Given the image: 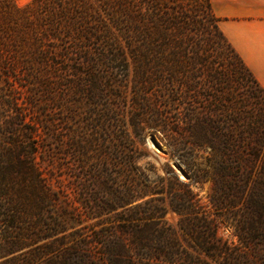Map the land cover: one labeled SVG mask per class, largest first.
<instances>
[{
  "label": "trees",
  "instance_id": "obj_1",
  "mask_svg": "<svg viewBox=\"0 0 264 264\" xmlns=\"http://www.w3.org/2000/svg\"><path fill=\"white\" fill-rule=\"evenodd\" d=\"M219 21L209 0H33L22 8L14 0L0 1V61L3 54L11 55L7 60L24 69L30 89L28 100L19 102L0 88V264H189L191 256L185 260L181 252L182 238L221 264L233 263L217 237V225L210 216L199 215L196 195L175 176L179 189L156 190L110 171L112 161L119 160L122 169L135 174L136 161L127 157L124 136H108L113 128L104 115L83 108L98 138L82 139L68 130V146L83 159V168L88 156L103 160L93 181L96 211L121 209L125 217L113 222L114 232L107 234L103 227L94 229L98 223L93 225L101 261L88 254L83 239L72 242L65 172L57 174L63 171L57 165L58 140L49 133L53 123L39 111L51 99L39 101V96L52 94V82L61 84V76L68 73L85 77V90L75 95L88 96V107L98 108L101 99L118 98L106 91L119 86L110 79L127 56L139 93L148 95L139 99L145 108L134 106L142 111L138 121L159 134L172 122L176 129H170L184 147L208 153L213 203L235 209L241 235L264 246V88L234 51ZM198 70L201 74H189ZM183 78L181 86L190 93L191 104L197 100L199 105L186 116L177 110L183 103L177 97ZM237 88L247 95L238 97ZM230 93L235 98H228ZM69 95L61 101L76 107L66 99ZM181 145L176 142L173 153ZM164 194L169 209L180 217L175 229L164 219L163 203L151 205L155 198L139 202Z\"/></svg>",
  "mask_w": 264,
  "mask_h": 264
},
{
  "label": "rangeland",
  "instance_id": "obj_2",
  "mask_svg": "<svg viewBox=\"0 0 264 264\" xmlns=\"http://www.w3.org/2000/svg\"><path fill=\"white\" fill-rule=\"evenodd\" d=\"M32 1L23 0L22 2V0H14V4L15 7L22 8ZM8 58L12 60L11 58L13 57L3 54L2 60L0 61V86H2L0 88L8 95L17 98L19 102H25L29 98L27 90L30 89L26 87L27 82H25L28 79L24 74V69L18 66H16L18 68L13 67L16 64L7 60ZM118 67V72L112 74L110 81L116 82L119 86L106 91L108 94L118 96V98L111 97L106 102H104L105 100L103 98L98 108L88 107V96L82 98L75 95L76 90H85L86 87H83L85 77L72 76L68 73L61 76V84L55 85L52 82V94L39 96V101L45 100L46 97L51 99L49 104L40 105L39 111L44 116V120L53 123L48 126L49 133L58 140V144L55 145L56 151L60 154L57 156V165L63 168V171H59L57 174L59 175L65 172L63 176L65 178V184L68 187L72 218L74 220V227L70 229L72 242L76 243L83 239L82 242L87 243L86 250H88V254L93 259L101 261L103 251L93 238L92 233L94 229L98 230L103 227L105 234L114 232V228H111L113 227V222L125 217L121 209L113 213L102 214L96 211L93 201V193L95 190L93 181L97 170L96 167L103 160L99 158L95 161L92 159V156H88L86 159L87 163L84 164L85 168H83V164L81 163L83 159L79 155L73 154V148L68 146L70 144L68 130L80 133L82 139L98 138L93 135L94 131L92 128L95 125L88 122V119H90L89 114H83L82 110L80 111L83 108L87 113L88 111L96 110L100 116L104 115L105 123L113 128V130L111 129L113 133H108V136L110 135L115 138L124 136V142L128 148V152L126 153L127 157H131L136 161L137 170L135 174H129L125 168L122 169L119 160L112 161L114 166L111 167L110 171L118 175L122 174L125 180L132 178L156 190H164L162 188L165 186L179 189L174 180L175 176L196 195L195 199L200 206L199 215L210 216L215 222V225H217V237L221 239V242L230 251L233 260L232 264H264L263 244L259 240L250 241L249 238L241 235L240 223L235 217L237 215L236 210L232 209L229 204L216 205L213 203L215 196L213 174L205 159L208 153L184 147L181 141L182 139L170 129H176V125H172V122L169 124L170 128H166L164 134L155 133L146 129L138 121L142 116V111L134 106L140 104L141 107L145 108V105L139 102V99H147L148 95L139 93L138 86L135 84L133 64L130 57L127 56L126 61L119 64ZM71 68H76V65L71 66ZM189 74L199 75L201 72L198 70L197 72H190ZM111 82L108 84H111ZM183 82H185L184 78L179 79L177 97L183 100V103L177 107V110L181 115L186 116L191 110L192 112H196L199 109V105L197 100L191 104L193 99L191 100L190 93L182 88L181 85ZM71 84H75V87L68 88ZM66 93L70 94V97L66 99L75 101L77 104L76 107L68 108L64 104V101H61ZM237 93L241 99L244 95H247V92L243 88H237ZM228 98H235V96L230 93ZM78 102H82L81 105ZM62 105L68 111L62 109ZM25 107L27 108V106ZM146 108L152 110L150 106H146ZM157 110L160 113L166 114L165 110ZM70 118L72 121L68 123L67 120ZM79 124L82 127L80 130L76 126ZM108 136L101 135V139L108 138ZM176 142H180L182 144L181 148L183 149L178 153H173L171 148ZM179 160L185 162L184 164L188 167H185ZM128 168L130 169V167ZM256 172L257 168L253 170V174H256ZM234 175L235 178L238 177L237 174ZM150 198H155L151 199V205L164 204L167 208V214L164 217L167 225L174 229L177 228L180 217L169 209V199L166 197V194L163 197L156 195L145 197L139 202ZM97 223L99 225L93 229V225ZM179 243L185 260L191 256L189 264H221L215 257L214 259L211 258L197 246L195 247L192 241L182 238ZM184 264H187V262H184Z\"/></svg>",
  "mask_w": 264,
  "mask_h": 264
},
{
  "label": "crops",
  "instance_id": "obj_3",
  "mask_svg": "<svg viewBox=\"0 0 264 264\" xmlns=\"http://www.w3.org/2000/svg\"><path fill=\"white\" fill-rule=\"evenodd\" d=\"M219 28L264 88V0H209Z\"/></svg>",
  "mask_w": 264,
  "mask_h": 264
},
{
  "label": "snow or ice",
  "instance_id": "obj_4",
  "mask_svg": "<svg viewBox=\"0 0 264 264\" xmlns=\"http://www.w3.org/2000/svg\"><path fill=\"white\" fill-rule=\"evenodd\" d=\"M22 2H23V0H22Z\"/></svg>",
  "mask_w": 264,
  "mask_h": 264
}]
</instances>
